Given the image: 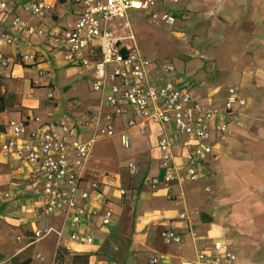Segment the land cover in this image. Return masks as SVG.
<instances>
[{"label": "crops", "instance_id": "crops-1", "mask_svg": "<svg viewBox=\"0 0 264 264\" xmlns=\"http://www.w3.org/2000/svg\"><path fill=\"white\" fill-rule=\"evenodd\" d=\"M25 1L9 0L8 12L0 13V32L21 43V53L35 54V62L22 64L12 46L0 47V60L8 63L0 65V107L4 105L0 110V141L7 136L10 120L30 130H49L63 118L77 125L80 141H87L92 131L79 122L99 107V94L91 86L96 70L79 65L83 51L69 63L50 41L17 34L10 23L13 14L37 26L31 17L24 18L27 14L21 11V5ZM46 1L51 20L44 26L65 24L73 6ZM151 10L173 15L174 24L183 26L191 40L207 50L190 48L186 56L189 72L165 75L149 64V81L161 85L174 80L188 86L191 101L203 109L223 112L229 88L245 100V105L224 115L228 129L221 135L213 129L219 118L211 120L208 143L213 148L203 162L192 158L194 142L167 125L165 132L177 170L173 180L154 190L149 183L162 172L157 146L162 129L144 121V131L139 132L140 122L128 108L113 121L114 135L96 138L93 143L110 140L123 148L120 137L125 134L130 141L128 153L107 164L101 160L93 163L91 151L81 174V187L114 176L126 192L120 195L117 188L105 185L89 190L83 204L86 212L76 225L80 235L77 241L70 240L74 226L62 212H45L43 197L34 192L41 176L20 153L0 155V256L5 257L0 264H21L25 260L26 264H71L74 254L88 255L87 264H149L153 256L160 264H181L216 240L228 245L237 257L236 264H264V0H155L151 9L129 11L127 16L145 13L147 17ZM121 20L107 22L117 36L129 29L123 28ZM208 65L214 76L206 69ZM80 78L89 90L86 97L79 89ZM109 110L103 107L104 112ZM128 120H134L136 126L124 129ZM129 161L138 168L131 178L125 167ZM189 166L198 172L196 180L188 179ZM92 209H110L109 225L101 226V217L89 213ZM180 213H185L186 219H180ZM45 228L53 231L28 245L33 232ZM164 228L180 234V243H165L161 237ZM54 231L62 233L58 237ZM84 235L91 236L92 242H84ZM48 237L52 245L46 247L47 252L42 257L33 252L29 256V249Z\"/></svg>", "mask_w": 264, "mask_h": 264}, {"label": "built area", "instance_id": "built-area-1", "mask_svg": "<svg viewBox=\"0 0 264 264\" xmlns=\"http://www.w3.org/2000/svg\"><path fill=\"white\" fill-rule=\"evenodd\" d=\"M62 4L73 6L71 16L61 26L44 25L51 20L50 4L46 0H27L21 5V11L33 18L37 26H31L19 15L13 14L10 19L12 28L17 34L26 37L36 36L51 42L60 48L63 59L69 63L77 53L84 52L78 59L80 66L95 68L96 75L92 82V90L99 94V107L96 113L84 115L79 125L88 127L92 136L87 141L77 138V125L69 119L57 121L49 130L27 129L15 120L6 124V138L0 141V155L8 157L14 152L23 156L24 161L41 176L39 188L34 192L44 199L46 213L62 212L74 228L69 238L72 241L80 240L76 225L85 214L89 198V190H98L102 185L117 188L120 195L125 194V189L120 186L114 176H106L102 181H91L87 187H81L82 171L91 154L96 138H109L114 135L113 121L121 117L129 108L135 119L139 120L137 128L144 131L143 122L147 121L160 126L162 129L158 138L160 152V177L150 179L149 187L154 190L161 183L168 184L174 179L177 167L173 162L171 143L165 132V127L170 125L175 132L183 135L188 141L194 142L195 149L192 158L195 162H203L212 151L208 143L210 138V122L219 118L213 129L220 135L227 132L228 125L224 115L234 107H243L245 100L237 92L229 88L226 91L224 111L217 109H203L197 102H192L188 86L177 84L174 80H166L161 85H154L148 79L147 67L150 62L138 51L134 38L130 35L117 36L108 27L111 19H127L129 11L149 10L155 0H54ZM9 0H0V13L8 12ZM173 15L158 13L151 10L148 23L173 24ZM125 21L123 28H128ZM131 42L132 44H129ZM12 46L18 53L19 63L35 62L34 53H21L22 44L7 33L0 32V47ZM6 60H0L2 67L7 66ZM171 67H165L163 73H171ZM51 97V94L48 95ZM110 108L104 112L103 107ZM124 129L136 126L134 120H128L123 125ZM121 146L127 149L130 141L127 135L120 137ZM128 176L131 178L138 168L133 162L126 163ZM187 177L193 181L198 178V172L191 166L186 169ZM7 197V194H5ZM92 216L101 217V226L110 223L111 210L100 212L92 209ZM180 219H186L185 213H180ZM52 228L44 231L36 230L30 237L28 245L42 239ZM59 237L61 231H54ZM191 237L195 235L190 233ZM165 243L179 244L181 235L169 228L161 231ZM86 243H91L92 238L84 235ZM39 257V255H37ZM237 257L228 245L222 240L213 241L204 250L196 252L192 260L181 264H236ZM149 264H160L158 257H151ZM53 264H60L54 262Z\"/></svg>", "mask_w": 264, "mask_h": 264}, {"label": "rangeland", "instance_id": "rangeland-1", "mask_svg": "<svg viewBox=\"0 0 264 264\" xmlns=\"http://www.w3.org/2000/svg\"><path fill=\"white\" fill-rule=\"evenodd\" d=\"M24 18H28V15H25ZM30 19V21L35 22L33 18ZM125 21L128 23L129 29L124 30L123 35L131 34L133 36L136 48L150 62V65H155L162 72L165 67L173 69L171 73L165 75H174L176 71L180 72V70L189 72L190 68L188 66L189 63L186 61L188 59L186 56L190 48L207 50L205 49L206 47H203V44L198 45L197 42L192 41L187 30L183 26L179 27L174 24L175 21L173 24L162 22L150 24L148 23V16L146 17L145 13H132L130 17L127 16V19L121 20L122 24ZM128 43L132 44L131 42ZM209 67L210 65L206 69H209V73L214 76L213 71ZM80 79L81 85L79 89L81 94L86 97L89 90L87 84H85L86 81L83 78ZM127 153L128 150L117 146V144L110 140L97 141L92 149V162L95 163L101 160L109 164V160L114 162L119 155L125 156ZM0 242V248H2L3 242L2 240ZM50 244L52 245L49 237L42 240L29 249V256L33 252L34 254H40L42 257L43 252H47ZM3 258H5L4 255H1L0 260Z\"/></svg>", "mask_w": 264, "mask_h": 264}, {"label": "trees", "instance_id": "trees-1", "mask_svg": "<svg viewBox=\"0 0 264 264\" xmlns=\"http://www.w3.org/2000/svg\"><path fill=\"white\" fill-rule=\"evenodd\" d=\"M1 79L2 77H0V86H1ZM4 108V105L2 104L1 107H0V110H2ZM204 215H202V219H204L203 217ZM88 255H72L71 256V259H70V262L71 264H87L88 263ZM28 262V260H25L23 261L21 264H26Z\"/></svg>", "mask_w": 264, "mask_h": 264}]
</instances>
